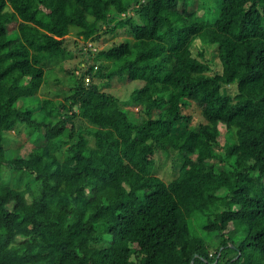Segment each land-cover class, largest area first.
Returning <instances> with one entry per match:
<instances>
[{"label": "trees", "instance_id": "1", "mask_svg": "<svg viewBox=\"0 0 264 264\" xmlns=\"http://www.w3.org/2000/svg\"><path fill=\"white\" fill-rule=\"evenodd\" d=\"M190 1L0 0V264H264V0H202L203 14ZM126 26L134 41L95 56L108 70L71 72L65 101L38 96L72 30ZM94 75L140 80L142 117ZM18 124L37 134L27 157L7 155ZM158 151L175 159L169 182ZM200 229L218 233L214 254Z\"/></svg>", "mask_w": 264, "mask_h": 264}, {"label": "rangeland", "instance_id": "2", "mask_svg": "<svg viewBox=\"0 0 264 264\" xmlns=\"http://www.w3.org/2000/svg\"><path fill=\"white\" fill-rule=\"evenodd\" d=\"M202 0H192L190 1L188 10L190 12H196V14H203L204 9L201 8ZM182 3H179L178 7L181 9ZM130 15L134 20L140 22V16L136 7H131L126 14H123L122 17ZM17 22H11L8 24L9 33H15ZM106 25H103V30L106 29ZM101 30V36L97 38L96 41L84 39L82 36L77 35V31L72 30V32L67 36V44L64 51V54L59 55L50 66H47L48 62L53 58L47 59V64L44 65L46 69V75L44 79V83L38 93L39 97H49L55 100L65 101L64 96L67 95L71 91V86L73 85V81L71 82V72L74 73L77 77H80L89 65H94V73L98 70L100 65L104 66V72L108 70V66H111V62L105 59H95V56L100 50L108 49L113 45H118L123 41L132 42L134 41L133 32L126 27H120L115 29L113 32H106ZM80 47L84 50L82 53ZM202 49V46L199 45V42H196L193 47V51L197 53ZM89 57V58H88ZM88 58V59H87ZM87 59L85 62L84 60ZM206 60L210 63L212 67V71L210 73H215L221 70V65L219 63V59L217 57L209 56ZM93 73V74H94ZM88 80V79H87ZM86 80V81H87ZM90 80L98 83L102 89H106L107 91L116 95L120 100V105L123 110L127 111L132 120L140 119L143 115V111L136 105L132 104L130 100V94L136 88H139L142 82L140 80H130L128 76L121 77L120 75H116L113 79H108L105 77H97L90 76ZM23 100L21 99L18 102V105H21ZM37 102L35 101V105ZM37 105L33 108H36ZM74 110L79 113L80 108L77 106L74 107ZM158 114V110H153V115L156 116ZM202 114L194 113L192 116V122L195 125L198 122L203 120ZM77 126L82 127H91V125L82 119L80 116L76 117ZM36 133H31L25 124H18L15 128L7 131L5 133V147L7 148V155L10 157H21L28 156L30 151L37 145L35 142ZM41 142V140L39 141ZM224 141L221 142L223 145ZM219 150L223 152L222 147H219ZM180 153V152H179ZM182 156L183 154L180 153ZM174 156L179 158L178 154L175 153ZM196 155H193L195 158ZM156 167L154 169L155 173L160 176L166 182H169L174 178V175L177 171V167L175 166V159H173V154L166 155L162 151H158L156 153ZM220 164L224 165V162ZM7 169V168H6ZM4 170V169H3ZM5 171V170H4ZM7 175V174H6ZM28 181L30 183L33 182V176H28ZM88 191V189H87ZM31 197V195H29ZM9 207H12V204H8ZM195 223V222H193ZM194 227L196 225L194 224ZM199 235L204 239L206 245L209 247L210 251L214 254L219 247V235L217 232L212 231L207 233L204 230L198 231ZM246 234V228L237 231V240L236 244L242 239L243 235ZM229 254V253H228ZM227 255L226 257H228ZM136 259V257H133Z\"/></svg>", "mask_w": 264, "mask_h": 264}, {"label": "clouds", "instance_id": "3", "mask_svg": "<svg viewBox=\"0 0 264 264\" xmlns=\"http://www.w3.org/2000/svg\"><path fill=\"white\" fill-rule=\"evenodd\" d=\"M87 79H89V80H90L89 76L86 78V80H87ZM89 80H87L86 82H88Z\"/></svg>", "mask_w": 264, "mask_h": 264}, {"label": "built area", "instance_id": "4", "mask_svg": "<svg viewBox=\"0 0 264 264\" xmlns=\"http://www.w3.org/2000/svg\"><path fill=\"white\" fill-rule=\"evenodd\" d=\"M89 80V79H88Z\"/></svg>", "mask_w": 264, "mask_h": 264}]
</instances>
